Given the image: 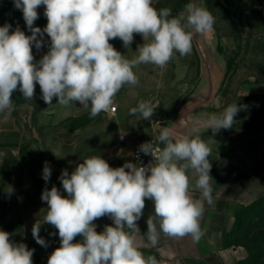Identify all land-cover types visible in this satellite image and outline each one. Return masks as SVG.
Wrapping results in <instances>:
<instances>
[{
	"label": "clouds",
	"instance_id": "obj_1",
	"mask_svg": "<svg viewBox=\"0 0 264 264\" xmlns=\"http://www.w3.org/2000/svg\"><path fill=\"white\" fill-rule=\"evenodd\" d=\"M14 6L22 11L31 35L19 27L10 33L7 23L0 26V113L8 116L15 109L13 93L19 89L25 100L32 101L36 84L47 105L55 97L63 107L79 102L90 109L91 117L112 110L122 87L139 83L136 66L163 68L174 52L190 55L194 33H210L215 23L207 8L194 3L186 5V15L177 16H172L170 8L157 10L152 0H14ZM40 6L47 19L43 29L34 27ZM45 33L50 37L49 51L34 62L33 45L41 49ZM134 34L141 35L144 43L137 46L138 55L132 59L109 43L119 38L128 48ZM157 105L141 100L129 115L151 120ZM239 110L231 104L220 114H210L205 126L214 134L229 129ZM180 127L179 135L161 127L156 145L145 142L139 146L153 158L147 166L126 162L113 168L101 156H91L71 174L62 171L59 179L67 196L55 186L41 195L48 206L44 223L54 226L60 238V247L47 264H161L154 255L145 256L136 244L137 221L146 199L154 206L145 234L151 247L158 245L161 234L201 240L203 203L190 193L189 173H195V187L211 203V149L199 135L192 136L185 118ZM50 176L51 168L45 162L43 179L47 182ZM104 216L114 226L105 225L98 233L94 221ZM40 227L36 222L32 235L47 247ZM10 236L0 230V264H33L34 249L13 242ZM77 236L81 241L73 243Z\"/></svg>",
	"mask_w": 264,
	"mask_h": 264
},
{
	"label": "crops",
	"instance_id": "obj_2",
	"mask_svg": "<svg viewBox=\"0 0 264 264\" xmlns=\"http://www.w3.org/2000/svg\"><path fill=\"white\" fill-rule=\"evenodd\" d=\"M3 1L0 0V13ZM14 30L11 26L9 31ZM109 43L122 54L119 38ZM49 48L50 37L45 33L42 48L37 50L33 45L34 62ZM12 99L15 109L11 115L0 113V230L9 232L13 242L34 249L33 264H47L51 253L60 247V238L54 226L44 223L48 206L41 199L42 192L55 186L67 196L59 179L62 171L66 169L71 174L87 157L101 156L113 168L126 162L135 163L133 148L142 133L143 120L138 114L129 115L131 108L117 95L114 98L117 112H101L96 117H91L90 109L79 102L63 107L56 104L54 97L52 105H47L39 84L32 101L25 100L19 89ZM191 113L192 110L179 118V129L174 134L182 131L180 120L185 118L192 136L199 133L211 149L208 157L213 178L211 203L195 187V173H189L190 193L203 203L200 226L204 235L197 243L191 236L170 238L161 234L158 245L151 247L145 234L146 221L154 215V206L146 199L143 215L137 221L140 234L136 235V244L145 256L154 255L161 264H243L246 250L227 245L225 235L235 225L239 210L264 196V133L241 136L234 130L229 143L223 139V130L210 134L205 123L192 118ZM45 162L51 168L47 182L43 179ZM36 222L41 224L39 235L47 247L38 244L32 235ZM94 223L98 233L105 225L114 226L108 216ZM81 239L77 236L73 243Z\"/></svg>",
	"mask_w": 264,
	"mask_h": 264
},
{
	"label": "rangeland",
	"instance_id": "obj_3",
	"mask_svg": "<svg viewBox=\"0 0 264 264\" xmlns=\"http://www.w3.org/2000/svg\"><path fill=\"white\" fill-rule=\"evenodd\" d=\"M189 3L212 13L213 31L194 33L192 53L181 56L174 52L163 68L153 64L136 66L134 72L139 83L125 85L116 95L130 108L141 100L158 104L151 120L142 119L140 136L159 133L161 127H168L174 133L179 129V118L191 110L192 118L205 123L210 114H220L231 104H237L240 110L233 126L221 129L225 141H232L234 130L241 136L264 133V0H152L154 8H170L172 16L181 12L186 15ZM37 11L39 19L34 27L43 29L47 25L44 6ZM5 23L31 35L14 0L3 1L0 25ZM143 43V37L134 34L128 48L122 42V54L134 58L138 55L137 46ZM235 225L226 231L228 241L237 238L233 233ZM245 231L246 242L258 232L264 233V209L249 221ZM236 243L232 245L246 250L243 263L251 253L245 245Z\"/></svg>",
	"mask_w": 264,
	"mask_h": 264
},
{
	"label": "trees",
	"instance_id": "obj_4",
	"mask_svg": "<svg viewBox=\"0 0 264 264\" xmlns=\"http://www.w3.org/2000/svg\"><path fill=\"white\" fill-rule=\"evenodd\" d=\"M264 209V196L254 200L253 202L243 206L237 214V223L233 229V233H236V240L238 243L245 245L251 253L250 258L246 259L243 264H264V233L258 232L257 235H253L245 241V229L248 226L249 221L254 218L258 213ZM238 232V233H237ZM228 241L225 236V243L227 245L235 243Z\"/></svg>",
	"mask_w": 264,
	"mask_h": 264
},
{
	"label": "built area",
	"instance_id": "obj_5",
	"mask_svg": "<svg viewBox=\"0 0 264 264\" xmlns=\"http://www.w3.org/2000/svg\"><path fill=\"white\" fill-rule=\"evenodd\" d=\"M118 109V106L114 104L113 109L107 111L108 113H116ZM159 133L154 132L150 135H145V136H139L135 142L134 148H133V157L135 160V163L141 164L142 166H147L151 161L152 157L150 155H145L143 152L139 150V146L145 142H152L154 145H156L157 142V137ZM162 147V145H160Z\"/></svg>",
	"mask_w": 264,
	"mask_h": 264
}]
</instances>
